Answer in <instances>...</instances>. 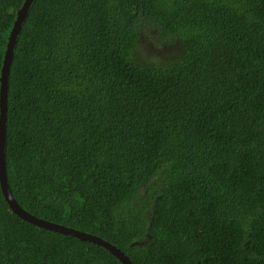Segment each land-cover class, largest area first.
Returning a JSON list of instances; mask_svg holds the SVG:
<instances>
[{"label": "trees", "instance_id": "1", "mask_svg": "<svg viewBox=\"0 0 264 264\" xmlns=\"http://www.w3.org/2000/svg\"><path fill=\"white\" fill-rule=\"evenodd\" d=\"M24 2L0 0V78ZM6 161L26 211L133 264H264V0H34ZM0 264L122 263L0 186Z\"/></svg>", "mask_w": 264, "mask_h": 264}, {"label": "water", "instance_id": "2", "mask_svg": "<svg viewBox=\"0 0 264 264\" xmlns=\"http://www.w3.org/2000/svg\"><path fill=\"white\" fill-rule=\"evenodd\" d=\"M34 0H25L22 8L17 12V18L14 23V27L10 33L7 50L3 62V68L1 73V86H0V186L2 194L6 203L10 207L11 211L24 221L53 232L60 233L62 235L77 238L84 242H89L97 246H101L114 255L122 264H133L129 256H127L121 249L115 245L104 240L103 238L90 233L82 232L73 228L62 226L43 218H39L32 213L26 211L16 200L12 189L9 184V178L7 173V161H6V137H7V122H8V88H9V75L11 65L14 58L15 47L17 44V38L21 32L22 26L28 16L30 7Z\"/></svg>", "mask_w": 264, "mask_h": 264}, {"label": "rangeland", "instance_id": "3", "mask_svg": "<svg viewBox=\"0 0 264 264\" xmlns=\"http://www.w3.org/2000/svg\"><path fill=\"white\" fill-rule=\"evenodd\" d=\"M141 44L145 52H151V53H156V54H162L163 52H168L170 54H173L172 50L169 47H162L159 50H154V47L152 45L153 42L147 41L144 38L141 39Z\"/></svg>", "mask_w": 264, "mask_h": 264}]
</instances>
